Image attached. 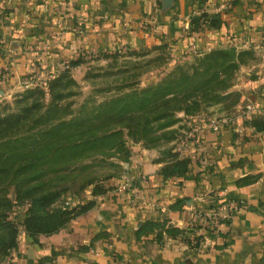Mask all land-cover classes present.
Instances as JSON below:
<instances>
[{"label": "crops", "instance_id": "0c3cea01", "mask_svg": "<svg viewBox=\"0 0 264 264\" xmlns=\"http://www.w3.org/2000/svg\"><path fill=\"white\" fill-rule=\"evenodd\" d=\"M203 9L222 24L195 30ZM147 16L157 28L145 25ZM120 46L167 47L171 61L215 48L253 58L236 73L240 100L231 113L220 102L193 117L178 112L176 138L138 145L137 167L109 180L103 194L89 190L90 209L54 233L22 230L0 264H264V129L254 125L264 121V0H0V94L28 81L37 63L44 82L79 57ZM170 153L190 159L186 174L164 173ZM138 173L146 179L137 192ZM228 199L244 204L217 229L199 225L202 244L193 247L195 211Z\"/></svg>", "mask_w": 264, "mask_h": 264}, {"label": "trees", "instance_id": "16d2710c", "mask_svg": "<svg viewBox=\"0 0 264 264\" xmlns=\"http://www.w3.org/2000/svg\"><path fill=\"white\" fill-rule=\"evenodd\" d=\"M219 17L217 13L203 12L193 18L192 26L195 30L204 27L203 21L207 27L220 26L222 22ZM202 54L200 66L193 71L179 68L157 85H150L126 97L107 102L106 112L117 110L128 116L132 114L128 118L138 121L128 127L136 129L132 132L134 136L139 133L136 139H142L148 146L156 147L164 140L174 139L175 136L171 135L174 131L162 136L153 135L155 130L151 123L160 122L159 129H167L178 121L176 116L180 111L187 117L201 114L204 105L199 99L220 101L215 90L227 88L225 81L232 76V71L245 62L246 56L252 55L248 51L238 53L234 49L223 48H215ZM95 55L108 57L109 53H91L86 58ZM85 59L79 57L64 65L54 77L45 79L44 84L49 86V91L63 87L68 68L82 64ZM43 94L42 89L28 91L15 101L16 106H20L17 112H5L10 105H0V257L6 256L17 246L20 233L18 224L10 217V211L15 207L9 196L10 188L14 187L17 200L27 199L29 202L30 207L22 221L25 231L32 236L54 233L90 209L94 201L89 200L77 207L50 210L61 196V190L52 188L54 184L46 180L50 173L57 172V169L51 168L63 159L74 158L78 150L92 148L98 142L109 140L120 133L108 130L97 136L93 127L84 128L85 119L55 121L51 114L57 109L56 105L45 109L38 99H34L31 105L27 104L32 98ZM254 125L259 130L264 129V121H255ZM75 128H80L79 137L83 139L63 144L64 133H72ZM171 155L174 160L163 168L164 173L169 176L186 174L190 159L178 158L176 153ZM90 184L94 186V195L107 191V187L102 184H95L93 181Z\"/></svg>", "mask_w": 264, "mask_h": 264}, {"label": "rangeland", "instance_id": "374dc122", "mask_svg": "<svg viewBox=\"0 0 264 264\" xmlns=\"http://www.w3.org/2000/svg\"><path fill=\"white\" fill-rule=\"evenodd\" d=\"M202 56V52L193 51L178 61H171L167 47L158 46L131 51L124 47L120 53L112 52L109 53L108 57L95 55L86 58L80 65L69 67L68 74L64 79L65 85L53 92L49 91L47 84H40L38 80L30 81L29 76H27L28 81L18 87H13L8 93L0 94L1 107L6 104L10 105V108L5 112H17L20 107L16 106L15 101L17 99L22 98L30 90L42 89L44 94L37 95L27 104L31 105L34 99H38L37 101L41 102L45 109L50 105L58 106L51 114L54 115L55 121L74 118L85 119L84 128L93 127L94 134L97 136L103 135L104 131L108 130L120 132L109 140L98 142L92 148L78 150L74 158L63 159L54 168H51L57 169V172L50 173L46 180L54 184L52 188L61 190V196L49 208L50 210L64 207L72 208L83 204V200L87 199L89 190L93 192L94 186L90 184L91 181L106 187V183L109 182L107 178L122 179L126 174V169L137 167L134 159L138 145L153 147V145H146L142 139H136L139 133H135L134 136L132 132L136 129L128 127L129 124L138 121L128 118L132 114L128 116L117 110L106 112L105 104L114 99L126 97L133 92H138L150 85H157L166 79L168 74L179 70V68L191 72L200 66ZM251 58H253V54L246 56L245 62ZM240 66L233 70L232 76L225 81L227 88L215 90L219 94L220 101L218 102L227 108L225 110H228V113H231V108L237 100H240L239 92L234 89L237 87L236 73ZM223 77L226 76L223 75ZM199 100L203 105L216 103V101L206 98ZM176 117H178V113ZM228 118L227 115H224L221 122ZM159 123H151L155 130L153 135L162 136L174 131L171 135L176 138L177 131L180 133L179 129L176 131V128L173 127L176 123L167 129H159ZM80 132V128H75L72 133H64L65 137L62 138V143H74L83 139V137H79ZM165 142L167 141L164 140L161 143ZM165 153H169V150H166ZM167 155L169 157V154ZM9 193L15 203V207L10 211V217L18 224L21 232L25 230L22 221L30 207L29 202L27 199L17 200L14 187L10 188Z\"/></svg>", "mask_w": 264, "mask_h": 264}, {"label": "built area", "instance_id": "2783aa9c", "mask_svg": "<svg viewBox=\"0 0 264 264\" xmlns=\"http://www.w3.org/2000/svg\"><path fill=\"white\" fill-rule=\"evenodd\" d=\"M203 11H208L207 9H203ZM84 20L82 17L79 18V25L81 26L83 24ZM151 24L153 27L157 28L158 25L155 23L154 18L151 16L145 17V25ZM124 48V46H120L117 49H112L110 51H107L108 53L121 51ZM41 72V65L37 63L34 65V67L29 72L28 76L30 81L31 80H38V76ZM0 76L3 80L7 78V73L4 69H0ZM54 77L53 75L49 76V78ZM48 78V79H49ZM40 84H44V82H39ZM229 120L225 119L222 122H227ZM146 177L142 173H138L136 180L134 183L139 182V187L135 188V191L138 192L140 188V183L142 184L145 181ZM129 184H131L129 182ZM126 184L123 183L121 188H125ZM244 203L240 200H234V199H228L227 201L220 203L217 205L216 208H212L210 210L207 209H197L195 211L194 218L190 221L189 224V243L193 247H198L202 244V237L201 235L196 231L197 227L199 225L205 226L208 229H217L222 223L224 222V219L226 217H229L238 207L242 206ZM9 262H11V259H8Z\"/></svg>", "mask_w": 264, "mask_h": 264}]
</instances>
